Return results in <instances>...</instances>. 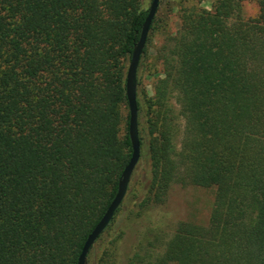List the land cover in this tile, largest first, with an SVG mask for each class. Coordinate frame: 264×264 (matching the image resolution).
Masks as SVG:
<instances>
[{"label":"trees","instance_id":"obj_1","mask_svg":"<svg viewBox=\"0 0 264 264\" xmlns=\"http://www.w3.org/2000/svg\"><path fill=\"white\" fill-rule=\"evenodd\" d=\"M200 1L160 0L141 159L95 264H120L117 217L146 218L177 183L215 189L209 226L139 241L127 264H264V0ZM152 2L0 0V264H78L132 159L127 74Z\"/></svg>","mask_w":264,"mask_h":264},{"label":"rangeland","instance_id":"obj_2","mask_svg":"<svg viewBox=\"0 0 264 264\" xmlns=\"http://www.w3.org/2000/svg\"><path fill=\"white\" fill-rule=\"evenodd\" d=\"M214 2L215 0H201L196 2V4L204 9L211 10ZM258 11V6L254 2L243 4V12L246 17H255ZM178 27V22L173 19L172 30L175 31ZM161 42V38L158 37L155 41V46H159ZM144 80V87L148 88L150 95H152V81L150 79ZM176 111H179V107H176ZM179 125L182 127L183 132L184 123L182 120H180ZM182 134L178 139L179 149L181 148ZM215 193V189H204L177 183L172 185L166 203L152 208L146 218L129 219L128 214H121L117 217V230H123L125 236L120 249V264H127L128 258L135 254L139 241L152 240L157 236H162L167 241L174 235L178 224L181 222L208 227L215 208ZM99 245L97 244L92 250L88 258L89 264H95L100 249ZM158 245V248H160L161 244Z\"/></svg>","mask_w":264,"mask_h":264},{"label":"water","instance_id":"obj_3","mask_svg":"<svg viewBox=\"0 0 264 264\" xmlns=\"http://www.w3.org/2000/svg\"><path fill=\"white\" fill-rule=\"evenodd\" d=\"M159 3L160 0H153L152 2L148 18L142 28L140 40L134 49L132 61L130 63L127 74V98L130 109L129 133H130V139L133 149L132 159L122 175V178L119 182L118 192L113 202L109 206L104 217L101 219V221L98 223L96 228L88 237L83 247L82 253L79 257L78 264H89L88 263L89 253L92 250V248L95 246L98 239L110 226L118 209L123 204L128 194V190L133 174L141 159V145H140V137H139V124H138L139 119H138V99H137V93H138L137 76H138V68H139L140 60L143 55L144 49L147 45L150 30L159 9Z\"/></svg>","mask_w":264,"mask_h":264}]
</instances>
